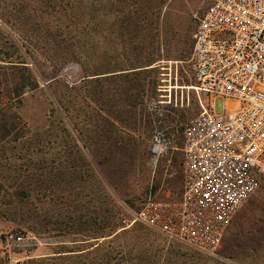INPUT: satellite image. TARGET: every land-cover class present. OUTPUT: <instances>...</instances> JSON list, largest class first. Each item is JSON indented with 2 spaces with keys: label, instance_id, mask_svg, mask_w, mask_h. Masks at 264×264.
Returning a JSON list of instances; mask_svg holds the SVG:
<instances>
[{
  "label": "rangeland",
  "instance_id": "obj_1",
  "mask_svg": "<svg viewBox=\"0 0 264 264\" xmlns=\"http://www.w3.org/2000/svg\"><path fill=\"white\" fill-rule=\"evenodd\" d=\"M203 8L0 0V66L17 65L0 69V83L23 91L13 105L26 126L0 145V264L4 252L23 264L58 252L52 264H264V185L251 196L257 215L219 257L130 222L149 191L180 196L182 124L199 110L189 36ZM214 103L217 113L227 107ZM157 131L164 151L155 165ZM11 231L23 233L20 246H6Z\"/></svg>",
  "mask_w": 264,
  "mask_h": 264
},
{
  "label": "built area",
  "instance_id": "obj_2",
  "mask_svg": "<svg viewBox=\"0 0 264 264\" xmlns=\"http://www.w3.org/2000/svg\"><path fill=\"white\" fill-rule=\"evenodd\" d=\"M194 16L190 90L199 110L182 124L180 196L158 200L149 191L130 222L219 257L233 217L264 185V0H204ZM216 98L227 103L222 113ZM159 135L150 147L155 165L164 151ZM4 240L15 248L24 236L11 231ZM8 262L20 264L10 255Z\"/></svg>",
  "mask_w": 264,
  "mask_h": 264
},
{
  "label": "trees",
  "instance_id": "obj_3",
  "mask_svg": "<svg viewBox=\"0 0 264 264\" xmlns=\"http://www.w3.org/2000/svg\"><path fill=\"white\" fill-rule=\"evenodd\" d=\"M190 38V36H189ZM190 53H191V42H190ZM8 67H2L0 66V69L5 70H13L17 68V65H14L11 61ZM148 68H145L143 70H149L153 67L147 66ZM150 67V68H149ZM11 83H0V145L1 143L5 142L8 138L14 137L13 139L16 140L18 137H20V133L23 131V129L26 127L24 121L21 119L17 111L15 110V107L13 105L14 101H17L18 98L22 95L23 91H17V87L14 85H10ZM24 86V85H22ZM26 86V85H25ZM28 86V85H27ZM8 92L12 97L10 103L5 101L2 97L4 92ZM63 253L58 252V254H55L53 256H45L40 258H34L30 261H26L25 264H52L51 262H59L63 258ZM1 259L4 261V264H9V254L7 252H4ZM20 264H23L20 262Z\"/></svg>",
  "mask_w": 264,
  "mask_h": 264
},
{
  "label": "crops",
  "instance_id": "obj_4",
  "mask_svg": "<svg viewBox=\"0 0 264 264\" xmlns=\"http://www.w3.org/2000/svg\"><path fill=\"white\" fill-rule=\"evenodd\" d=\"M253 197V196H252ZM252 197H250L242 206L241 208L238 210V212L236 213V215L234 216V218L232 219V221L230 222L223 240V241L229 239V238H234V236H237L241 227H243V225L246 224V222H248L252 217L256 216L258 213V209H257V204H256V199H252ZM234 248V247H233ZM232 249H229V253L235 255L236 252L234 253V251H231Z\"/></svg>",
  "mask_w": 264,
  "mask_h": 264
},
{
  "label": "bare ground",
  "instance_id": "obj_5",
  "mask_svg": "<svg viewBox=\"0 0 264 264\" xmlns=\"http://www.w3.org/2000/svg\"><path fill=\"white\" fill-rule=\"evenodd\" d=\"M191 87V86H190ZM192 88V87H191Z\"/></svg>",
  "mask_w": 264,
  "mask_h": 264
}]
</instances>
